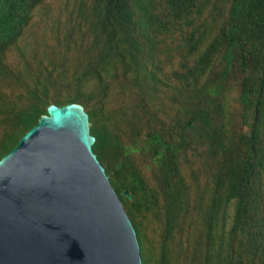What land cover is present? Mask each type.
Listing matches in <instances>:
<instances>
[{
  "label": "trees",
  "instance_id": "1",
  "mask_svg": "<svg viewBox=\"0 0 264 264\" xmlns=\"http://www.w3.org/2000/svg\"><path fill=\"white\" fill-rule=\"evenodd\" d=\"M54 1L0 0V159L51 103L82 104L143 264H264V0H74L92 34L74 65L49 45L60 18L43 56L20 46Z\"/></svg>",
  "mask_w": 264,
  "mask_h": 264
},
{
  "label": "water",
  "instance_id": "2",
  "mask_svg": "<svg viewBox=\"0 0 264 264\" xmlns=\"http://www.w3.org/2000/svg\"><path fill=\"white\" fill-rule=\"evenodd\" d=\"M95 141L82 104L51 103L0 159V264H143Z\"/></svg>",
  "mask_w": 264,
  "mask_h": 264
},
{
  "label": "rangeland",
  "instance_id": "3",
  "mask_svg": "<svg viewBox=\"0 0 264 264\" xmlns=\"http://www.w3.org/2000/svg\"><path fill=\"white\" fill-rule=\"evenodd\" d=\"M75 3L76 2L74 0H70L69 3L67 4L64 2V0H55L52 4L51 11L46 10L43 6L37 9L34 15L35 17L33 19V22H31L25 36L20 41V46L22 48L25 47L24 52L26 57L32 58L36 56V54L38 57L43 56L42 45L40 44L38 45V47H35V50H37V52L35 53L32 43L36 40V37L41 39L42 41L44 39V33L50 32L47 30L46 26H48L51 29L52 25L54 27L53 21L57 18H60L61 19V30L59 32L60 38L54 39L53 41L49 42V45L50 46L53 45L61 49L64 55L70 56L74 54L73 58L70 61V64L71 65L75 64L76 62L75 57L79 52L78 50L84 46L87 47L88 44L91 42V37H92V34L90 33L89 29H87L88 22L85 21V19H83L82 16L78 17L77 13L73 12L71 8H66L65 6L68 4L72 6L75 5ZM72 16H73V20L71 21L70 18ZM48 35L51 36L52 33H48ZM59 44L61 45V47L59 46ZM48 52L51 55L50 58L53 57L54 54H56V58L60 56L58 53H56L53 50V47L49 48ZM20 59L24 63L22 56L17 48L8 52V61L10 63H13L14 67H17L18 69L22 68L19 67ZM38 59L39 58L35 57V62H37ZM199 158L201 159L199 161H203V159L205 161L204 157H198V159ZM190 169L191 167L188 164L186 166L185 171L189 172ZM148 173L149 174L151 173L150 169L148 170ZM203 173L204 172L200 173V180L202 183L205 181V175ZM158 231H159V223L155 219H152L151 223H149V229L147 231L146 239L149 248H151L152 250L154 249L157 252V254L160 252L162 246Z\"/></svg>",
  "mask_w": 264,
  "mask_h": 264
}]
</instances>
